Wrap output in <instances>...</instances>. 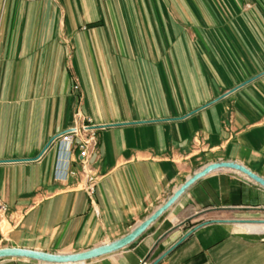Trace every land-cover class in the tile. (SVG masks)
I'll return each instance as SVG.
<instances>
[{"label": "crops", "instance_id": "0c3cea01", "mask_svg": "<svg viewBox=\"0 0 264 264\" xmlns=\"http://www.w3.org/2000/svg\"><path fill=\"white\" fill-rule=\"evenodd\" d=\"M242 2L0 0V247L75 253L116 240L212 162L264 176L263 63L241 47L264 44V22L249 23ZM89 120L92 198L55 139ZM71 158L79 169L77 149ZM238 213L264 217V188L210 173L133 244L86 264H150L175 235ZM260 225L209 224L158 264H264Z\"/></svg>", "mask_w": 264, "mask_h": 264}, {"label": "water", "instance_id": "95a60500", "mask_svg": "<svg viewBox=\"0 0 264 264\" xmlns=\"http://www.w3.org/2000/svg\"><path fill=\"white\" fill-rule=\"evenodd\" d=\"M256 78V77H255ZM255 78L247 80L245 84L253 81ZM237 88L232 89L229 93L235 91ZM226 95V94H225ZM48 147V146H47ZM220 170H231L236 171L244 176H246L249 180L256 183L257 185L264 188V176L254 172L244 164H241L232 160H220L216 162H212L202 167L200 170L196 171L189 178H187L173 193L171 196L167 198V200L161 204L152 214L146 217L142 222L137 224L129 233L126 235L101 244L99 246H95L93 248L75 252V253H52L45 252L30 248H21V247H0V260L3 259H27L38 261L46 264H78V263H86L90 260L97 259L99 257L109 255L120 250H123L133 244L139 237H141L146 230L154 224L157 220H159L162 215L167 212L186 192L187 190L198 180L207 176L210 173L220 171ZM244 222H264V220H255V219H211L204 221L191 230H189L183 237L178 238L175 235L173 239L175 243L163 254H161L158 258H156L150 264H158L162 261L169 253H171L177 246H179L182 242H184L192 233L197 230L207 226L209 224L214 223H222V224H237Z\"/></svg>", "mask_w": 264, "mask_h": 264}, {"label": "built area", "instance_id": "2783aa9c", "mask_svg": "<svg viewBox=\"0 0 264 264\" xmlns=\"http://www.w3.org/2000/svg\"><path fill=\"white\" fill-rule=\"evenodd\" d=\"M90 123L91 120H89L88 124L75 125L55 139L59 140V146L62 147L66 153L65 161L67 162V166H65V168L67 169V173L78 177L80 188L87 192L88 196L92 198L99 177L94 173V167L91 163L92 156L98 153V140L96 126ZM75 149L78 150L77 163L79 164V169L72 170L69 164L73 161L71 157ZM65 168H62V170ZM9 222V207L0 197V243L5 238V232L8 230Z\"/></svg>", "mask_w": 264, "mask_h": 264}, {"label": "rangeland", "instance_id": "374dc122", "mask_svg": "<svg viewBox=\"0 0 264 264\" xmlns=\"http://www.w3.org/2000/svg\"><path fill=\"white\" fill-rule=\"evenodd\" d=\"M246 3H247V11H248L247 20L249 21V23H251V22H255V23L264 22V0H246V2H242L243 6ZM260 31H264V30H260ZM252 35H254V34L252 33ZM231 47H233V49H234V46H231ZM241 47L245 48V50H246L245 52H243V54H245L246 57L248 58V64H256V65L258 64V67H259L263 63V67H259L258 70L264 71V44L263 45H261V44H257V45L247 44L246 46H241ZM235 48H236V46H235ZM242 62H243V59H242ZM77 87L78 86H76V88ZM215 216L216 215H211V219H258V220H264V217L250 218L248 216H244V214H241V213L228 214V215L227 214H225V215L219 214V215H217V218H215ZM224 216L227 218H225ZM204 221L205 220H202V221H200V223H202ZM194 224L195 223L191 224V226Z\"/></svg>", "mask_w": 264, "mask_h": 264}, {"label": "bare ground", "instance_id": "6f19581e", "mask_svg": "<svg viewBox=\"0 0 264 264\" xmlns=\"http://www.w3.org/2000/svg\"><path fill=\"white\" fill-rule=\"evenodd\" d=\"M245 223H255V224H262L260 225L262 228H264V222H244V223H237V225L239 224H245Z\"/></svg>", "mask_w": 264, "mask_h": 264}]
</instances>
